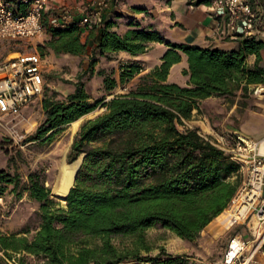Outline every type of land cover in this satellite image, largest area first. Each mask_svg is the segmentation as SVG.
<instances>
[{"label":"trees","instance_id":"trees-1","mask_svg":"<svg viewBox=\"0 0 264 264\" xmlns=\"http://www.w3.org/2000/svg\"><path fill=\"white\" fill-rule=\"evenodd\" d=\"M209 2L189 0L194 5ZM130 23L135 27L119 33L113 22L103 19L86 70L75 83L64 81L74 86L73 92L61 98L57 91L47 92L44 120L24 141L50 142L66 126L106 107L83 122L75 135L69 160L85 157L65 205L60 206L46 186L44 171H31L23 182L18 172L0 169V196L12 186L17 197L26 192L39 203V223L31 237L0 231V264H27L26 255L17 257L22 253L45 264H191L185 254L161 248L154 256L140 255L137 249L120 250L113 240L130 237L144 243L145 232L160 225L194 241L236 195L243 180L239 164L185 121L209 97L234 98L239 90L246 93L249 85L264 83V41L243 39L236 51L203 48L168 42L158 31ZM76 31L75 25L50 28L53 38L46 47L84 55L88 43L75 36ZM152 42L169 47L159 67L141 75L135 89L130 83L146 70L142 62L120 64L119 79L116 70L100 69L97 74L104 77L112 98L93 99L84 78L95 72L100 56L112 59L109 54L120 51L140 55ZM181 53L188 58L183 73L189 75L190 86L168 82ZM251 54L257 56L253 67L246 62ZM124 85L129 91L115 94ZM92 240L100 243L91 245Z\"/></svg>","mask_w":264,"mask_h":264},{"label":"crops","instance_id":"crops-1","mask_svg":"<svg viewBox=\"0 0 264 264\" xmlns=\"http://www.w3.org/2000/svg\"><path fill=\"white\" fill-rule=\"evenodd\" d=\"M12 1L18 12L24 13L28 9L23 0ZM86 1L50 0L42 21L44 33L39 35L34 42V46L36 48L39 47L43 51L44 57L37 50L32 51L38 52L42 56L44 65L46 60L56 56L66 61L70 60L72 64L82 61L85 67L84 71L86 70L100 31V25L91 24L88 27H84L80 24L82 18L86 16L84 10ZM252 1L256 3L257 7L264 4V0ZM207 6L208 4H189V0H110L108 6L104 9L103 19H105V22H113V30L119 33H124L128 29L134 28L135 26L130 25V22H134L137 26L140 25V28L148 27L149 29L158 31L168 42L187 43L203 48H220L226 51L238 50L243 38L219 39L217 35L218 21L215 16L209 13ZM65 7L71 10V15L62 26H59L63 22L61 12ZM73 25L77 27L75 36H80L83 43H88V50L84 55L58 53L46 47V43L53 38L50 28H66ZM259 40L264 41V39ZM168 49L169 47L165 44L152 42L149 44V50L140 55H132L128 52L120 51L109 54L112 59L100 56L97 66L101 69H109L112 65H116L115 77L119 79V68L122 62L140 61L144 64L146 70L135 78L139 79L141 75L154 70L162 64V58ZM260 54V65L264 68V48ZM181 55V62L171 67L168 82L177 83L181 86H190L189 75L183 73L189 67L188 58L184 53H181ZM256 59L257 56L255 54L249 55L246 60L247 65L253 67ZM86 63L87 66L85 65ZM97 72L95 71V74ZM58 87H61V85L57 83L53 86L55 89ZM189 123L199 127L204 134L212 137H215L217 134L237 132L256 140L263 138L264 83L249 85L246 93L239 90L234 101H229L219 96H212L201 101L199 109L193 111V116ZM229 231L232 232V235L227 242L222 259L233 237L237 236L244 242H249L252 238L250 230L242 223L230 225L219 237H215L209 233L207 235L221 238ZM256 259L264 263L263 250L257 254Z\"/></svg>","mask_w":264,"mask_h":264},{"label":"built area","instance_id":"built-area-1","mask_svg":"<svg viewBox=\"0 0 264 264\" xmlns=\"http://www.w3.org/2000/svg\"><path fill=\"white\" fill-rule=\"evenodd\" d=\"M109 1L87 0L84 4L86 16L82 18L81 26L100 25ZM49 2L23 0L28 9L20 13L12 0H0V39L31 40L43 34L42 21ZM207 7L218 21L219 39H264V4L257 7L252 0H210ZM70 15L71 10L65 7L61 12L63 22L59 26ZM121 66H125V61ZM129 88V85L120 86L115 94L126 93ZM44 92V61L38 52H17L0 61V119L20 116L23 109ZM185 124L189 128L195 127L188 121ZM202 134L206 139L210 137L213 144L240 166L243 180L225 211L231 225H246L252 236L249 242L233 237L219 264H264L256 259L257 254L264 251V137L256 140L237 132L215 137Z\"/></svg>","mask_w":264,"mask_h":264},{"label":"rangeland","instance_id":"rangeland-1","mask_svg":"<svg viewBox=\"0 0 264 264\" xmlns=\"http://www.w3.org/2000/svg\"><path fill=\"white\" fill-rule=\"evenodd\" d=\"M38 37L31 40L0 39V61L8 56H14L17 52H32L37 50L43 55V51L39 47L36 48L34 46V42ZM85 65L87 66V63ZM44 66L45 90L49 88L50 91L46 90L42 96L30 103L23 109L20 116H6L0 119L2 123L0 125V169H5L11 174L18 172L23 182L28 181V175L31 171H44L47 180L46 186L50 188L52 195L60 206H64L66 202L59 199L54 192V188L60 177L61 166L63 162L71 164L81 159L80 156L77 160L70 161L68 157L75 135L83 122L103 113L106 107L99 106L94 112L82 117L79 120L76 131L72 130L70 124L50 142L37 141L25 143V139L33 134L44 120L42 100L46 93L48 92V95H52L51 91H57L61 95L59 98H61L73 92L74 86L64 81L75 83L77 76L83 73L85 68L82 61L72 64L70 60L66 61L56 56L46 60ZM100 69L97 65L95 66V71H99ZM107 69L105 68V70ZM111 69L116 70V65H112L108 70ZM84 82L87 92L91 94L94 100L106 98L105 101H109L112 98L111 94L106 91L103 76L94 72L91 75H86ZM132 82L130 85L135 89L139 84V79H135ZM55 83L60 84L61 87L57 89L53 88ZM223 98L229 101L235 100V97ZM10 158H14L13 163L9 162ZM38 208L39 203L32 200L28 193L25 192L21 197H17L16 193L13 192V187L10 186L6 194L0 196V231L7 234L20 235L27 233L31 237L39 223L37 216ZM225 212L220 214L219 218L216 217L194 241L183 239L171 230L156 225L145 232L144 243L130 237L114 239L113 243L123 251L137 249L140 255L154 256L159 253L161 248H165L170 253L188 255L191 264H218L222 259L232 232L229 231L221 238L210 237L207 233L219 237L229 228L231 224ZM99 243V240L91 241V245ZM23 255H26L27 264H45L43 260L25 253L19 254L17 257Z\"/></svg>","mask_w":264,"mask_h":264},{"label":"bare ground","instance_id":"bare-ground-1","mask_svg":"<svg viewBox=\"0 0 264 264\" xmlns=\"http://www.w3.org/2000/svg\"><path fill=\"white\" fill-rule=\"evenodd\" d=\"M78 124H79V121H76V122L71 124L73 131H76ZM80 163H81V159H79V160H77L71 164H69L67 162H63V164L61 166L60 177H59L58 182L54 188V192L61 195L62 200L65 199V197L69 193V190L74 185L75 177L77 175V171L79 169ZM225 215H227V212H225ZM227 217H228V215H227Z\"/></svg>","mask_w":264,"mask_h":264},{"label":"water","instance_id":"water-1","mask_svg":"<svg viewBox=\"0 0 264 264\" xmlns=\"http://www.w3.org/2000/svg\"><path fill=\"white\" fill-rule=\"evenodd\" d=\"M84 157H85V155L83 154V155L81 156V163H80L79 169H80V167H81V165H82V163H83ZM79 169H78V171H79ZM78 171H77V174H78ZM76 176H77V175H76ZM75 182H76V177H75L74 185H75ZM74 185L71 187V189L74 187ZM71 189L69 190V193L67 194V196H66L65 199H64L65 202H67V197H68V195L70 194ZM55 193H56V192H55ZM56 195L58 196L59 199H62V196H61V195H59L58 193H56Z\"/></svg>","mask_w":264,"mask_h":264}]
</instances>
